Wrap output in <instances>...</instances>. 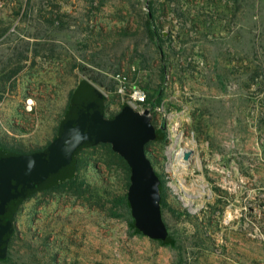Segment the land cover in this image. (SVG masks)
<instances>
[{
  "label": "rangeland",
  "instance_id": "374dc122",
  "mask_svg": "<svg viewBox=\"0 0 264 264\" xmlns=\"http://www.w3.org/2000/svg\"><path fill=\"white\" fill-rule=\"evenodd\" d=\"M150 1L164 53L145 32ZM118 74L163 96L152 115L170 143L147 147L172 242L110 216L124 167L97 145L81 154V190L21 205L1 264H264V0H0V146L48 145L83 81L107 116L131 106Z\"/></svg>",
  "mask_w": 264,
  "mask_h": 264
},
{
  "label": "water",
  "instance_id": "95a60500",
  "mask_svg": "<svg viewBox=\"0 0 264 264\" xmlns=\"http://www.w3.org/2000/svg\"><path fill=\"white\" fill-rule=\"evenodd\" d=\"M96 88L87 81L78 86L79 96L74 100L72 95L56 137L44 148L30 153L0 148V261L7 257L21 205L73 177L81 151L102 143L110 144L130 168L127 199L135 228L159 242L170 240L161 210L162 182L145 151L158 134L151 112L128 106L108 118L104 95ZM193 154L192 148L182 147L179 157L190 161Z\"/></svg>",
  "mask_w": 264,
  "mask_h": 264
},
{
  "label": "trees",
  "instance_id": "16d2710c",
  "mask_svg": "<svg viewBox=\"0 0 264 264\" xmlns=\"http://www.w3.org/2000/svg\"><path fill=\"white\" fill-rule=\"evenodd\" d=\"M185 2H187V4H190V0H185ZM148 8H149V13H147L145 24H144L145 32H146L148 38L151 41L154 42V44L157 47L158 51L160 53H164V50H163V46L164 45L163 44H164L165 39L163 38V32L160 31V26L156 22V16H155L156 15V9L154 7V2L153 1L149 2V7ZM6 31L7 30H4V33ZM4 33H2V34H4ZM165 70H167L166 63L163 64V71H162L163 76L166 75ZM145 92H146V95H147L145 106L147 108H150V109H152V111H154L156 108H159L162 105V97L163 96L161 94V90L152 91L149 88H145ZM71 97H72V95H71ZM70 100H71V98H70ZM161 130H164V127H162ZM99 145L107 147L108 150H109V153L111 155L110 157L114 158V159H117L124 167L123 168L124 169L123 172H124V175H125L124 176V179H125L124 187H123V189H122L120 194H118V195L117 194H114V195L110 194L109 195L110 196V200L107 201L111 205L109 207V209H108L109 213L111 214L110 216H112L114 218H117L119 216L117 213H115V210L117 208H122L123 210H126L128 216L130 218L129 219L130 227L136 233H141L140 231H138L135 228L134 221H133L132 214H131V209H130V206H129V203H128V199H127V190L129 188V185H130V174H131L130 173V168H129L128 164L126 163V161L120 155H118L117 153H115L112 150V146L110 144L102 143V144H99ZM0 148L4 149V150H7V151H17V152H22V153H30V152L42 149L44 147H41V148H38V149H35V150H30V151H24L23 149H18L16 147L7 146V145H1ZM85 150L81 151V153L77 157L76 174L73 177L69 178L68 180L59 183L56 187H54L52 189H49V190H55V189H58L60 187H67V186L70 189H74L75 187H77V188L80 187L79 189L81 190V188L83 187L84 183H83V181L82 182L79 181V172H80V168L82 167V164H83V160L81 159V154ZM160 178H161V182H162V187H161V210H162V213H163L164 206H168V204H167V190L170 189V188H169V186H167V182L165 180H163L161 176H160ZM13 236H14V234H13ZM13 236L11 237V239L9 241L8 251H9V248H10V246L12 244ZM172 240L173 239H172V237L170 235V240L166 244L171 243ZM7 260H8V252H7V257L5 259L1 260L0 264L2 262L7 261Z\"/></svg>",
  "mask_w": 264,
  "mask_h": 264
},
{
  "label": "built area",
  "instance_id": "2783aa9c",
  "mask_svg": "<svg viewBox=\"0 0 264 264\" xmlns=\"http://www.w3.org/2000/svg\"><path fill=\"white\" fill-rule=\"evenodd\" d=\"M115 79L119 83V92L122 94L128 92L127 98L131 107L139 112H143L146 109V92L140 87L128 89L130 86L128 85L127 78L122 74H118Z\"/></svg>",
  "mask_w": 264,
  "mask_h": 264
},
{
  "label": "flooded vegetation",
  "instance_id": "af4514ba",
  "mask_svg": "<svg viewBox=\"0 0 264 264\" xmlns=\"http://www.w3.org/2000/svg\"><path fill=\"white\" fill-rule=\"evenodd\" d=\"M146 109H149L150 110V112H151V122H152V124L157 128V130H158V134H157V139L156 140H152V141H150L149 143H151V142H154V143H166V144H168V143H170V138H169V136H170V134H169V132L168 131H166V129L164 128V130H161L160 128H158L157 127V125L155 124V122L153 121V115H152V113H153V111H152V109H150V108H147L146 107ZM105 110H106V98H105ZM118 114V113H117ZM116 115V114H115ZM115 115H109V116H107L106 115V112H105V116L106 117H108V118H110V117H113V116H115ZM165 139V140H164ZM147 145H148V143L145 145V151H146V155H147V157L151 160V158L149 157V153H150V149L147 147ZM166 147H168V145L166 146ZM167 156H168V159H170L171 158V156H170V154L168 153L167 154ZM156 156H154V158H155ZM151 162H152V160H151ZM152 165H153V167H154V164H153V162H152ZM154 169H155V167H154ZM155 171H156V169H155ZM157 172V171H156ZM158 173V172H157ZM159 174V173H158ZM159 177H160V175H159ZM161 179V178H160Z\"/></svg>",
  "mask_w": 264,
  "mask_h": 264
}]
</instances>
